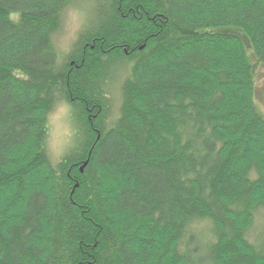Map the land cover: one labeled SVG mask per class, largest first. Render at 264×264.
Segmentation results:
<instances>
[{"label": "trees", "instance_id": "16d2710c", "mask_svg": "<svg viewBox=\"0 0 264 264\" xmlns=\"http://www.w3.org/2000/svg\"><path fill=\"white\" fill-rule=\"evenodd\" d=\"M94 1L0 0V264H264V0Z\"/></svg>", "mask_w": 264, "mask_h": 264}, {"label": "rangeland", "instance_id": "374dc122", "mask_svg": "<svg viewBox=\"0 0 264 264\" xmlns=\"http://www.w3.org/2000/svg\"><path fill=\"white\" fill-rule=\"evenodd\" d=\"M96 5L94 0H73L65 10L62 27L59 33L54 36V45L60 52L61 45H67L70 48L71 42L78 36L81 30L85 28L87 21L91 16V10ZM264 118V103L257 102ZM53 110V109H52ZM70 108L65 102H58L54 110L48 116L50 130L48 132L47 149L51 158L56 159V153L59 150L66 151L69 146L74 130L69 121ZM263 216L258 214L252 229L250 238L254 239L262 226Z\"/></svg>", "mask_w": 264, "mask_h": 264}, {"label": "clouds", "instance_id": "9594fccd", "mask_svg": "<svg viewBox=\"0 0 264 264\" xmlns=\"http://www.w3.org/2000/svg\"><path fill=\"white\" fill-rule=\"evenodd\" d=\"M21 11L19 9L9 10L7 12V19L13 23H18L20 20ZM61 50L65 53L69 51L67 45H61ZM63 154V150H59L56 153V159L59 160L60 156Z\"/></svg>", "mask_w": 264, "mask_h": 264}, {"label": "water", "instance_id": "95a60500", "mask_svg": "<svg viewBox=\"0 0 264 264\" xmlns=\"http://www.w3.org/2000/svg\"><path fill=\"white\" fill-rule=\"evenodd\" d=\"M86 163V162H85ZM85 163L81 166L80 170H82L83 166L85 165Z\"/></svg>", "mask_w": 264, "mask_h": 264}]
</instances>
